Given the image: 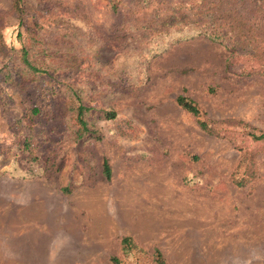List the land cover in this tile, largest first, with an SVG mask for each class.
<instances>
[{
    "label": "rangeland",
    "instance_id": "obj_1",
    "mask_svg": "<svg viewBox=\"0 0 264 264\" xmlns=\"http://www.w3.org/2000/svg\"><path fill=\"white\" fill-rule=\"evenodd\" d=\"M24 1L19 21L0 0V264H158L156 251L163 264H264V151L246 134L264 132L256 63L226 67L202 37L147 62L148 36L132 42L110 0ZM22 47L49 75L28 71ZM70 84L94 139L75 137Z\"/></svg>",
    "mask_w": 264,
    "mask_h": 264
},
{
    "label": "trees",
    "instance_id": "obj_2",
    "mask_svg": "<svg viewBox=\"0 0 264 264\" xmlns=\"http://www.w3.org/2000/svg\"><path fill=\"white\" fill-rule=\"evenodd\" d=\"M113 14L124 15L129 19L131 41L142 47L144 36H148V49L140 50L146 61L154 59L167 51L171 46L196 38H204L224 47L228 53L226 67L235 56L246 57L256 63L258 68L250 71L248 76L264 77V0H195L192 2L166 3L153 0H110ZM11 11L19 21L26 15L27 7L24 0H11ZM150 43V44H149ZM145 47V46H143ZM21 59L28 71L33 75H49V67L37 66L28 59L29 51L22 47ZM12 58L8 61L11 62ZM7 66V65H6ZM69 101L75 103L73 112L80 132L76 139L86 137L94 139V133L87 127L86 114L92 109L88 102L81 98L76 87L67 85ZM177 105L184 111L198 117L200 109L185 97L178 96ZM37 111L34 110L33 113ZM108 119H114L115 113H107ZM202 130L219 137L207 121L200 122ZM252 142L262 143L264 151V132H247ZM97 140L100 138H96ZM254 159L251 153L242 152L238 171L254 179L257 177ZM103 173L106 179L111 176L109 165L103 162ZM243 177V174H242ZM242 186L243 180H236ZM67 191V190H65ZM122 245L131 251V240L125 238ZM156 262L163 264L158 251ZM112 263L119 264L115 258Z\"/></svg>",
    "mask_w": 264,
    "mask_h": 264
}]
</instances>
